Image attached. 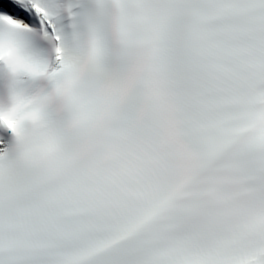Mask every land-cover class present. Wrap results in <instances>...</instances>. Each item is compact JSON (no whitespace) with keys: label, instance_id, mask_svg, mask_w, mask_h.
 Segmentation results:
<instances>
[{"label":"snow or ice","instance_id":"obj_1","mask_svg":"<svg viewBox=\"0 0 264 264\" xmlns=\"http://www.w3.org/2000/svg\"><path fill=\"white\" fill-rule=\"evenodd\" d=\"M0 264H264V0H0Z\"/></svg>","mask_w":264,"mask_h":264}]
</instances>
